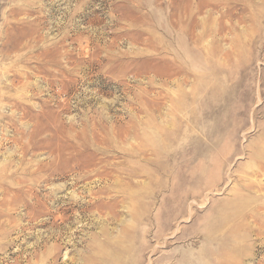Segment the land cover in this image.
<instances>
[{
  "label": "rangeland",
  "instance_id": "rangeland-1",
  "mask_svg": "<svg viewBox=\"0 0 264 264\" xmlns=\"http://www.w3.org/2000/svg\"><path fill=\"white\" fill-rule=\"evenodd\" d=\"M0 264H264V0H0Z\"/></svg>",
  "mask_w": 264,
  "mask_h": 264
},
{
  "label": "bare ground",
  "instance_id": "bare-ground-1",
  "mask_svg": "<svg viewBox=\"0 0 264 264\" xmlns=\"http://www.w3.org/2000/svg\"><path fill=\"white\" fill-rule=\"evenodd\" d=\"M84 169V168H83Z\"/></svg>",
  "mask_w": 264,
  "mask_h": 264
}]
</instances>
